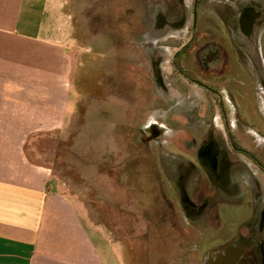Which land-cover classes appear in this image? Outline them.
Instances as JSON below:
<instances>
[{"label":"rangeland","instance_id":"obj_1","mask_svg":"<svg viewBox=\"0 0 264 264\" xmlns=\"http://www.w3.org/2000/svg\"><path fill=\"white\" fill-rule=\"evenodd\" d=\"M135 5L133 0L45 1V25L49 38L65 48L71 88L63 127L34 136L27 152L34 163L51 169L93 221L107 227L123 264H197L193 243L208 233L191 228L179 194L188 184L176 179L178 170L167 155L184 151L192 127L185 118L189 107L156 103L143 51L147 44L139 39L148 27L141 26ZM235 76L231 88L240 96L242 121L261 127L264 114L249 79L243 72ZM153 123L160 132L150 137L145 131Z\"/></svg>","mask_w":264,"mask_h":264},{"label":"flooded vegetation","instance_id":"obj_2","mask_svg":"<svg viewBox=\"0 0 264 264\" xmlns=\"http://www.w3.org/2000/svg\"><path fill=\"white\" fill-rule=\"evenodd\" d=\"M133 1L156 103L189 107L184 151L167 155L188 184L179 194L191 228L208 233L192 262L264 264V115L261 127L243 122L231 88L243 72L264 114V0Z\"/></svg>","mask_w":264,"mask_h":264},{"label":"crops","instance_id":"obj_3","mask_svg":"<svg viewBox=\"0 0 264 264\" xmlns=\"http://www.w3.org/2000/svg\"><path fill=\"white\" fill-rule=\"evenodd\" d=\"M45 1L0 0V264H123L107 227L27 152L63 127L71 88Z\"/></svg>","mask_w":264,"mask_h":264}]
</instances>
